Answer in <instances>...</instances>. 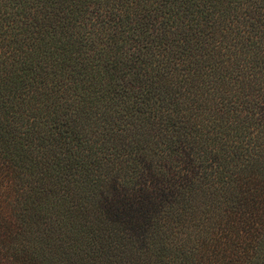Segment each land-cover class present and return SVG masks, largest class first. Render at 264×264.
I'll return each instance as SVG.
<instances>
[{"label":"trees","instance_id":"obj_1","mask_svg":"<svg viewBox=\"0 0 264 264\" xmlns=\"http://www.w3.org/2000/svg\"><path fill=\"white\" fill-rule=\"evenodd\" d=\"M0 264H264V0H0Z\"/></svg>","mask_w":264,"mask_h":264}]
</instances>
